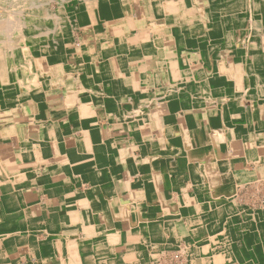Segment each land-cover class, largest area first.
Segmentation results:
<instances>
[{"label":"crops","instance_id":"crops-1","mask_svg":"<svg viewBox=\"0 0 264 264\" xmlns=\"http://www.w3.org/2000/svg\"><path fill=\"white\" fill-rule=\"evenodd\" d=\"M196 1L78 2L43 88L0 86V264H67L120 228L115 250H138L137 219L145 263L192 220L264 213V6L249 43L218 41L225 11Z\"/></svg>","mask_w":264,"mask_h":264},{"label":"bare ground","instance_id":"bare-ground-1","mask_svg":"<svg viewBox=\"0 0 264 264\" xmlns=\"http://www.w3.org/2000/svg\"><path fill=\"white\" fill-rule=\"evenodd\" d=\"M3 1L16 5L17 9L14 10L15 12L8 11L7 14L0 15V86L37 92L43 88L42 83L47 76L41 60L51 61L62 55L63 43L73 37L76 3L85 0ZM97 1L100 6L106 2L119 4V0ZM1 2L0 0V4ZM192 2L197 3L196 0ZM207 3L225 11H221L222 13L218 15L222 19V28L207 34V38L211 37L212 40L215 37L218 41L223 40L226 35L232 37L236 27H239L241 31V40L245 41L244 27L246 23L250 24V19L243 14L248 9L264 6V0H207ZM252 12L254 17L251 20V27H254L253 32H256L259 26L257 18L263 17L264 13H258L255 10ZM203 44L202 48H204ZM31 61L37 64V70H33ZM200 80L201 89H207L204 87L205 77L201 76ZM202 96L203 92L197 97L202 98ZM136 221L137 226H140L137 231L142 232L141 249L136 250L126 246L124 251L117 252L115 244L123 240L121 228L120 231L117 230V233L112 230L108 234L100 231V234L92 241V245L87 246L84 243L80 248L81 251L79 250V255L77 253L78 259H72L67 264H157V262L159 264H264V213L254 206H233L231 214L225 219L217 218L206 225L208 227L206 234L203 231L202 234L197 232L195 222L192 220L190 235L184 236L183 239L176 237L164 239L151 253V261L145 263L142 262L145 246H149L156 240L153 237L154 233H151L152 236L145 237L144 234H150V231L143 232L144 222H139L138 219ZM181 240H185V243L182 244ZM99 245H105L107 248L103 249V252L97 251L98 248L94 249ZM166 248H176L177 251L176 253L171 251L167 258L161 259Z\"/></svg>","mask_w":264,"mask_h":264},{"label":"rangeland","instance_id":"rangeland-1","mask_svg":"<svg viewBox=\"0 0 264 264\" xmlns=\"http://www.w3.org/2000/svg\"><path fill=\"white\" fill-rule=\"evenodd\" d=\"M1 1H2L0 4V13H1L0 15L1 16H3L4 14H7L8 11L15 12L14 10L17 9L16 5H12V4L7 3L3 0H1Z\"/></svg>","mask_w":264,"mask_h":264}]
</instances>
